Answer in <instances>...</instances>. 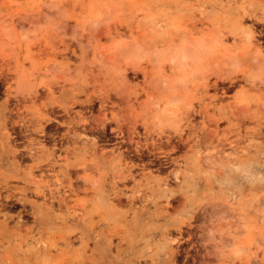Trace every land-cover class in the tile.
Instances as JSON below:
<instances>
[{"label":"rangeland","instance_id":"374dc122","mask_svg":"<svg viewBox=\"0 0 264 264\" xmlns=\"http://www.w3.org/2000/svg\"><path fill=\"white\" fill-rule=\"evenodd\" d=\"M40 180L0 264H264V0H0V185Z\"/></svg>","mask_w":264,"mask_h":264},{"label":"bare ground","instance_id":"6f19581e","mask_svg":"<svg viewBox=\"0 0 264 264\" xmlns=\"http://www.w3.org/2000/svg\"><path fill=\"white\" fill-rule=\"evenodd\" d=\"M114 43H116V41H114ZM210 48H211V45L209 43H207V42L206 43H199V44H195V45L193 44V45H189V46L184 47L182 49V51H181V54H184V55L188 54V55L193 56V57L196 58V56H199L201 54H205L207 52L209 53ZM122 50L123 51H125V50L128 51L129 47H127V46L123 47ZM129 53H131V51ZM155 53L160 55V56L162 54V52L157 53L156 51H155ZM166 54H168V52H166ZM166 54H165V56H167ZM176 54H175V56H176ZM170 55L172 56V54H170ZM254 64H255L256 68L261 70V66H260L261 64H258L256 61H255ZM180 107H182V105L180 104V100H176L175 102L169 103L168 106H166V109L174 112L177 109H179ZM17 156H18V154H17ZM29 156H33V155H29ZM47 164H48V166L51 167L50 163H47ZM2 191H4L5 193L1 194ZM14 192H17V193H14ZM32 192H34V194H36V195L41 196L42 200L37 202L34 199L27 198L25 196V194H24V189L23 188L20 189L17 186H15L13 189L12 188H8L7 181H5L4 184L0 185V210L4 209L7 206L5 203H3V200L4 201H8L9 200L10 202L12 200V203H9L11 206H16L19 203L28 204L33 209L31 211V213L35 214L34 218L36 219V221L40 222L41 224L45 223L46 220H47L48 214L50 212V206H51V202H52L51 200L54 197V192H53L52 188L50 187V185L47 182L41 181V180L37 183V185L35 186V188H34V190ZM8 208H9V206H8ZM1 213L4 216L8 215L7 211L1 212ZM7 219H3L0 222V227H6ZM16 223L18 224L17 221H16ZM47 242H49V241H46L44 239L38 238V239L35 240V243H34V245H36L35 248H43L44 253H48L47 252V247H49V245H48ZM95 243H98V242L96 241Z\"/></svg>","mask_w":264,"mask_h":264}]
</instances>
